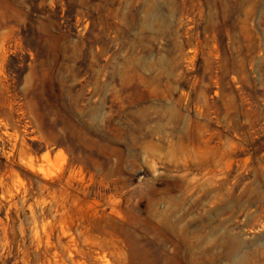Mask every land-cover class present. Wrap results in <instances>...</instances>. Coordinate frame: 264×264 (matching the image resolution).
Returning a JSON list of instances; mask_svg holds the SVG:
<instances>
[{"label": "rangeland", "instance_id": "1", "mask_svg": "<svg viewBox=\"0 0 264 264\" xmlns=\"http://www.w3.org/2000/svg\"><path fill=\"white\" fill-rule=\"evenodd\" d=\"M0 264H264V0H0Z\"/></svg>", "mask_w": 264, "mask_h": 264}]
</instances>
